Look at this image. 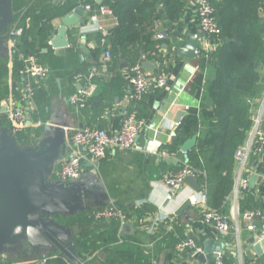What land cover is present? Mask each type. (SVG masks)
Instances as JSON below:
<instances>
[{
  "label": "crops",
  "instance_id": "1",
  "mask_svg": "<svg viewBox=\"0 0 264 264\" xmlns=\"http://www.w3.org/2000/svg\"><path fill=\"white\" fill-rule=\"evenodd\" d=\"M64 1L26 0L28 5L37 6L47 3H63ZM93 2L100 5L102 0L100 3L95 0ZM80 4L90 5L85 0H80ZM12 8L15 14L13 0ZM99 8H95L93 11L84 8L83 15L86 24L67 30L68 46L53 47L51 45L49 48H42V54L39 57L42 62L40 63L47 66L49 72L44 79L39 81V88L41 89L40 93L37 94L38 100H36L39 108L34 113L29 111L31 125L26 126L32 131H38L36 142L35 144L28 143L26 145L35 146L46 128H48L47 135L51 141L55 139L57 134L64 135L63 144L58 148L59 154L53 162L51 175L55 172V179H51L50 175L51 180H62L57 176V171L71 150L68 138L76 129L83 126L101 127L107 133H114L118 131L122 119L127 113L135 112L137 117V112L134 110L137 103L129 98L130 90L127 85L129 63L121 59L116 65H113L110 57H105L107 31L117 24V19L111 11L101 13ZM93 15L94 19L91 18ZM53 23L57 32L58 27L61 25L60 18H56ZM170 26L174 31L183 34L199 32L194 0H187L182 14V25L170 24ZM13 27L14 25L9 30ZM160 27H162V22L157 23V28L160 29ZM99 32L103 33L104 38L100 45H97L94 38ZM7 41L8 39L5 41V45L8 47ZM162 48V55L166 56L164 68L168 83L165 88L159 87L160 90L150 93L147 98L148 109L140 119L146 126L151 124V127H145L140 131L136 139L137 148L111 147L107 150L104 158L97 163L84 162L81 175L75 179L74 184L76 188L86 190L87 193L83 198L84 205L89 207L91 212L98 209L94 205L95 202L105 201L104 194L107 197L105 205L112 204L115 200H121L128 206L148 204L155 209L153 212L148 213L146 217L141 218L140 222H136L133 218L128 220L125 218L121 220L118 217L99 219L100 222L96 224L93 232L98 234V232L106 230L107 224H111L110 219H118L120 223L118 233L121 236L118 243H121L123 238H136L137 243L128 241L129 245L139 246L144 253L150 254L152 264H201L192 257L191 252L188 250L179 251L173 247V249L157 251L156 242L159 241L162 235L157 236L156 240H152L151 235L155 234L157 226L165 224L164 220L167 219L168 223L165 224L167 231L174 230L173 222L180 225L183 229V236L194 239L202 247V250L209 241L219 242L222 245V254L229 255L237 264H259L264 252L260 255L257 254L253 249V244L255 236L264 235V219H256L260 223L259 229L248 230V223L239 211L238 199L241 191L247 190L255 202L261 208H264V151L257 156H252L244 165L243 170L235 161L234 184L231 194L225 201L229 207L228 219L232 224V231L230 230L231 232L229 231L227 234L217 232L211 225L202 220L199 202L201 201V195L205 194L203 188L200 192H196L184 182L180 190L175 192L174 197L167 198L168 189L162 178L183 164V154L178 148L176 153H170L167 157H163L158 153H150L147 149L153 146L157 150H166V147L177 139H172V137L176 135V128L180 121L188 114L190 109L199 107L200 99L189 90L198 73L197 62L193 60L195 58L187 59L174 55L173 50L175 48L168 54L166 44H163ZM11 56L10 54L6 56L10 68L8 81L18 91L19 96L25 76L21 71L19 78H12ZM121 61L127 62L128 66H120ZM145 61H148L150 65L146 69L155 74L159 66L158 61L145 58L142 64ZM97 66L101 75L106 78H111L117 74L122 76L125 80L123 90L120 91L119 95L115 94L103 110L99 111V102L90 98L85 108L77 109L69 103L68 99L76 90L85 86L87 80L75 79L72 73L77 69H85L89 74L91 69L95 68L97 70ZM258 72L263 91L261 96L255 100L256 104L252 108V113L260 112L262 114L261 128L264 130V64L259 66ZM9 97L5 99L7 102ZM180 110H183V113L179 122H175L176 114ZM0 123V127L10 130L6 107L2 105V100L0 101ZM25 129L22 131H25ZM242 179L247 181V186L245 188L238 186V193L235 195V188ZM70 180L74 179L63 181L68 182ZM187 197H192V203L182 213L177 216L174 215L177 207ZM205 203L207 205L206 195ZM115 208L117 209V207ZM124 222L130 225L131 232L121 233ZM70 228L71 235L74 238L79 233L80 227L74 225ZM106 249L107 247L101 246L86 261L81 262L78 260L82 264H103L107 257ZM43 250H46L45 254L42 250L36 252L29 246L22 249L11 247L5 254H0V264L8 263V261L14 264H46L47 256L53 257L58 253L49 252L46 247H43ZM43 259H45L44 262Z\"/></svg>",
  "mask_w": 264,
  "mask_h": 264
},
{
  "label": "trees",
  "instance_id": "2",
  "mask_svg": "<svg viewBox=\"0 0 264 264\" xmlns=\"http://www.w3.org/2000/svg\"><path fill=\"white\" fill-rule=\"evenodd\" d=\"M85 1L90 3L91 11L104 6L117 19V24L110 28L106 35L105 51L109 50L113 65L124 59L130 67L142 62L141 55L145 54L146 59L158 61L159 66L155 74L165 73L166 56L162 55V45H167L166 51L169 54L173 48L181 45L188 35L176 32L170 26L182 25V14L187 0H102L100 5L94 4L93 0ZM210 1L215 9L214 15L222 40L211 52H201L193 59L197 62L198 73L189 90L200 99V104L198 108L190 109L180 121L176 128L177 139L166 147V151L168 154L176 153L184 140L193 135L197 136L195 146L186 155L183 154V164L180 167L187 164L196 170L198 182L205 191L207 205L228 218L229 207L225 201L234 184V153L247 139L252 123V108L263 91L258 68L264 64V0ZM79 4L80 0H65L63 3L37 6L28 5L26 0H13L15 14L10 27L14 25L20 30L19 34L13 36V79L21 75L24 67L22 57L35 55L41 62L39 57L42 48L50 47L48 41L56 32L53 21ZM159 22H162L160 29L157 28ZM156 32L163 33L164 37L157 39ZM96 68V73L91 79L95 89L90 99L99 102L100 111L111 102L115 94H120L125 80L119 74L106 78L101 75L99 67ZM9 72L8 58L6 55H0V101L10 95L18 96V91L9 84ZM77 74H81L80 79L84 81L89 75L85 69H77L72 76L76 79ZM153 86L140 100H132L137 103L134 110L139 120L148 109L147 98L150 93L160 90L159 87ZM40 89L35 90V108L31 113L38 111L36 100ZM13 135L19 145L35 144L38 131L26 128L25 131ZM50 178L55 179V172ZM238 205L242 216L246 211L261 208L247 190L241 191ZM106 206L117 207L126 220L133 218L136 222H140L141 218L155 209L148 204L128 206L121 200H115ZM54 220L65 226L80 227L79 233L73 238V249L81 262L104 246L107 247V257L103 264H152L150 254L144 253L139 246L129 245L128 241L137 243L136 238H123V241L118 243L121 238L118 233V219H110L111 224H107L106 230L98 234H95L93 229L100 220L95 219L90 210L80 211L72 216L55 215ZM164 221L165 224L168 223L167 219ZM258 222L259 220L254 222V229L260 228ZM165 224H159L156 233L151 235L152 240L162 235L156 242L158 252L173 249L177 243L187 239L183 236L180 225L173 222L174 230L167 231ZM222 260L224 264H237L226 254H223ZM46 264L72 262L58 252L53 257L47 256ZM259 264H264V256L259 260Z\"/></svg>",
  "mask_w": 264,
  "mask_h": 264
},
{
  "label": "water",
  "instance_id": "3",
  "mask_svg": "<svg viewBox=\"0 0 264 264\" xmlns=\"http://www.w3.org/2000/svg\"><path fill=\"white\" fill-rule=\"evenodd\" d=\"M83 14L84 4H79L60 17L61 25L51 39L53 47L68 46L67 30L85 25L86 19ZM13 16L12 0H0V55L3 56L9 54V47L5 45V41L9 38L8 32ZM200 37V32L188 34L184 42L173 50V54L187 59L195 58V49ZM103 38V33H97L94 38L96 44L100 45ZM142 65L145 68L150 67L148 61ZM120 66L127 67L128 63L121 61ZM2 105L6 107L7 101L2 100ZM182 113L183 110L177 112L175 122H179ZM26 119L27 125L30 126L29 113ZM47 132L48 128L44 129L35 146H20L8 128L0 127V254H5L11 247L22 249L25 246L36 252L42 250L45 254L46 250H43V247H46L49 252H60L73 264H82L75 256L70 226L54 220V216H72L80 211H88L89 207H85L83 200L87 192L75 187V179L65 182L49 178L53 162L59 154L58 148L63 144L64 135L57 134L51 141ZM176 138V135L172 137ZM196 140V135L184 140L179 147L182 154L186 155L195 146ZM184 182L196 192L202 190L195 175H187ZM104 198L105 201L95 202L94 205L98 208L106 206L105 194ZM191 203L190 197L185 198L174 215L182 213ZM131 230L127 222L122 224L121 233H129ZM254 238L253 249L260 255L264 252V235H257ZM221 250V243L209 241L197 259L204 263L216 257Z\"/></svg>",
  "mask_w": 264,
  "mask_h": 264
},
{
  "label": "built area",
  "instance_id": "4",
  "mask_svg": "<svg viewBox=\"0 0 264 264\" xmlns=\"http://www.w3.org/2000/svg\"><path fill=\"white\" fill-rule=\"evenodd\" d=\"M194 5L198 19L199 32L201 34L199 44L195 49V54L197 56L201 52L207 54L214 50L221 43L222 39L220 38V29L214 15L215 9L211 1L194 0ZM84 8L86 10H91L89 4L84 5ZM99 11L105 13L110 10L104 6H100ZM91 18L94 19V15L91 16ZM19 33L20 30L15 27L9 31L7 43L10 55L14 49L13 36ZM155 37L157 39H162L164 34L156 32ZM48 44L51 46V39H49ZM105 57H110V52L108 50L105 51ZM145 57V54L141 55L142 59H145ZM22 59L24 63L22 73L25 79L21 92L17 98L10 96L6 106L9 127L13 134L21 132L26 128V115L35 108V90L40 86L39 81L44 79L49 72V68L41 64L35 55L22 57ZM128 72L127 85L130 90L129 98L134 101L140 100L146 95L151 86L154 85L156 87L165 88L168 83L165 73L152 74L142 65V62H137L130 66ZM95 73V68L91 69L86 79V85L76 90L69 97V103L77 109H83L87 106L88 99L92 96L95 89V84L91 81ZM80 77L81 74L76 75V79H80ZM251 118L252 125L248 137L234 153V159L239 164L241 170H243L244 165L252 156H257L264 151V130L261 128L262 114L258 112L253 114ZM145 127H151V124L146 126L142 120L137 119L135 112H130L123 117L118 131L114 133H107V131L101 127L83 126L76 129L68 138L71 150L67 158L60 165L57 176L62 180L78 178L83 170L82 163H97L104 158L107 150L111 147L137 148V136ZM79 146H81V149H79ZM147 150L150 153H158L163 157L169 155L166 150H157L153 146L149 147ZM196 173V170L192 166L185 164L178 170L164 175L162 181L168 189L167 198L171 199L174 197L175 192L183 186L184 178L187 175L196 176ZM238 186L245 188L247 186V181L245 179L240 181L239 185L235 188V195L238 193ZM190 198L192 200V197ZM199 204L201 205V218L206 224L211 225L221 234H227L231 230L232 224L227 216L206 205L204 193L201 195ZM92 213L95 219L118 217L124 220L125 218V215L113 206L98 208ZM243 217L248 223L247 229L253 230L256 219H264V208L246 211ZM175 248L179 251H190L194 259H197L198 255L202 252V247L192 238L180 241L176 244ZM222 256L223 254L220 251L212 260L205 261L201 264H224ZM44 261L45 259H43V262Z\"/></svg>",
  "mask_w": 264,
  "mask_h": 264
},
{
  "label": "flooded vegetation",
  "instance_id": "5",
  "mask_svg": "<svg viewBox=\"0 0 264 264\" xmlns=\"http://www.w3.org/2000/svg\"><path fill=\"white\" fill-rule=\"evenodd\" d=\"M79 178V177H78ZM86 203V202H85Z\"/></svg>",
  "mask_w": 264,
  "mask_h": 264
}]
</instances>
